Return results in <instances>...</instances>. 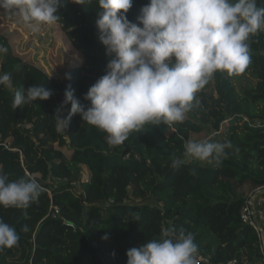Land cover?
I'll use <instances>...</instances> for the list:
<instances>
[{"label":"trees","instance_id":"1","mask_svg":"<svg viewBox=\"0 0 264 264\" xmlns=\"http://www.w3.org/2000/svg\"><path fill=\"white\" fill-rule=\"evenodd\" d=\"M148 2L133 0L128 20L136 23ZM97 11L96 0H61L57 22L73 29L83 58L61 77L24 61L0 33L7 49L0 73L11 78V86L0 85V166L9 180L34 177L45 188L27 208L0 206V219L20 235L18 246L0 251V264H126L128 249L159 239L164 228L191 232L210 264H258L260 240L241 222L239 209L250 191L264 185V30L249 39L251 63L243 72L249 78L243 77L239 91L228 73L217 71L182 122H149L113 147L79 114L66 133L57 132L52 116L66 88L87 104L83 95L104 74L109 58L98 40ZM31 85H44L51 97L14 108L15 92ZM202 131L231 143L227 158L171 167L190 135ZM83 166L87 181L79 178ZM50 205L57 207L56 217Z\"/></svg>","mask_w":264,"mask_h":264},{"label":"clouds","instance_id":"2","mask_svg":"<svg viewBox=\"0 0 264 264\" xmlns=\"http://www.w3.org/2000/svg\"><path fill=\"white\" fill-rule=\"evenodd\" d=\"M86 0H75L84 4ZM91 3L92 0H87ZM98 40L108 61L104 74L83 95L81 103L69 86L55 110L57 132L66 133L73 115L106 133L109 146H119L132 131L149 122H182L195 94L217 71L243 73L251 63L250 37L264 30V7L257 0H149L136 23L126 13L133 0H96ZM61 0H0V9L17 12L33 31L41 24H55ZM7 49L0 46V54ZM70 79V74H66ZM0 85L11 86L7 73H0ZM44 85L17 90L13 107L48 100ZM70 105L65 115V107ZM230 142L211 137L187 140L182 157L187 160L222 163ZM45 188L34 177L9 180L0 166V206L27 208ZM22 231L27 232L25 225ZM106 238V237H105ZM20 235L14 226L0 219V251L18 246ZM198 246L191 232L164 228L159 239L141 243L126 251V264H196Z\"/></svg>","mask_w":264,"mask_h":264},{"label":"rangeland","instance_id":"3","mask_svg":"<svg viewBox=\"0 0 264 264\" xmlns=\"http://www.w3.org/2000/svg\"><path fill=\"white\" fill-rule=\"evenodd\" d=\"M72 31L61 22L41 24L33 31L17 12L0 9V33L7 39L13 53L53 77H61L64 70L83 61L75 49ZM229 75L238 91L245 84L243 77L249 78L244 73ZM207 136L205 131L192 133L189 140H202ZM89 176L87 167L83 166L79 178L87 181Z\"/></svg>","mask_w":264,"mask_h":264},{"label":"built area","instance_id":"4","mask_svg":"<svg viewBox=\"0 0 264 264\" xmlns=\"http://www.w3.org/2000/svg\"><path fill=\"white\" fill-rule=\"evenodd\" d=\"M128 157L129 154H126L125 158ZM57 212V207L50 205V216L56 217ZM239 218L243 224L248 225L257 233L263 254V260L258 264H264V185L254 188L244 197L239 209ZM235 263L233 260L229 264ZM196 264H210L209 256H204L198 251Z\"/></svg>","mask_w":264,"mask_h":264}]
</instances>
